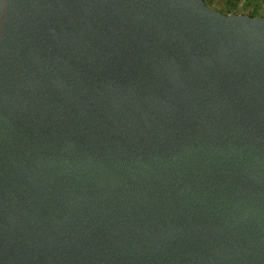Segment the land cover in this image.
I'll list each match as a JSON object with an SVG mask.
<instances>
[{"label": "water", "instance_id": "obj_1", "mask_svg": "<svg viewBox=\"0 0 264 264\" xmlns=\"http://www.w3.org/2000/svg\"><path fill=\"white\" fill-rule=\"evenodd\" d=\"M0 264H264V17L0 0Z\"/></svg>", "mask_w": 264, "mask_h": 264}, {"label": "rangeland", "instance_id": "obj_2", "mask_svg": "<svg viewBox=\"0 0 264 264\" xmlns=\"http://www.w3.org/2000/svg\"><path fill=\"white\" fill-rule=\"evenodd\" d=\"M206 3L224 14H253L264 17V0H206Z\"/></svg>", "mask_w": 264, "mask_h": 264}, {"label": "trees", "instance_id": "obj_3", "mask_svg": "<svg viewBox=\"0 0 264 264\" xmlns=\"http://www.w3.org/2000/svg\"><path fill=\"white\" fill-rule=\"evenodd\" d=\"M249 15H250V16H253V17L256 16V15H253V14H249Z\"/></svg>", "mask_w": 264, "mask_h": 264}]
</instances>
